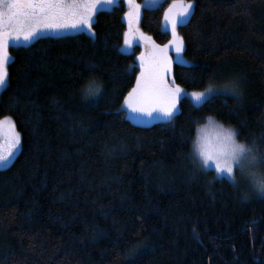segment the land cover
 I'll use <instances>...</instances> for the list:
<instances>
[{"label":"trees","instance_id":"obj_1","mask_svg":"<svg viewBox=\"0 0 264 264\" xmlns=\"http://www.w3.org/2000/svg\"><path fill=\"white\" fill-rule=\"evenodd\" d=\"M145 8L131 53L126 3L96 13L92 31L10 46L0 119L21 136L0 170V264H264V196L198 167L190 149L209 113L264 146V0H192L178 26L190 64L173 66L184 92L168 122L128 119L139 57L168 43L165 13ZM135 62V76L127 65ZM238 77L241 94L210 81ZM95 95L82 94L90 83Z\"/></svg>","mask_w":264,"mask_h":264},{"label":"snow or ice","instance_id":"obj_2","mask_svg":"<svg viewBox=\"0 0 264 264\" xmlns=\"http://www.w3.org/2000/svg\"><path fill=\"white\" fill-rule=\"evenodd\" d=\"M113 3L115 0H0V89L8 83V47L11 40L33 41L45 38L42 34L59 33L69 29H87L94 34L92 25L97 22L95 16L98 8ZM129 3L132 4V0H129ZM139 7L134 5V10L126 13L130 26L133 17L138 16ZM191 8L192 0L179 7L175 4L169 6L165 20L170 24L173 38L168 43L158 45L151 37L140 34L141 40L149 46V51L147 55L141 53L139 57L138 76H135V62L127 65V70L135 76L136 83L123 97L124 104L121 108L126 105L133 113L149 117H152L154 112L167 117L174 116L184 89L175 83L174 77H171L173 55H170V49L174 48L177 66H183L185 64L183 38L178 35L176 29L179 18L187 16ZM130 44L131 41L126 39L125 46ZM99 91L100 87L96 82L90 83L87 88L89 95H95ZM190 95L199 101L205 94L193 91ZM9 127L14 129V124H10ZM19 144V133L13 131L7 154L0 152V163L5 162ZM233 159L232 152L226 148H217L204 156V163L207 165L212 162L217 172L233 174L235 170Z\"/></svg>","mask_w":264,"mask_h":264},{"label":"clouds","instance_id":"obj_3","mask_svg":"<svg viewBox=\"0 0 264 264\" xmlns=\"http://www.w3.org/2000/svg\"><path fill=\"white\" fill-rule=\"evenodd\" d=\"M97 84L101 87L99 83ZM217 89L239 96L241 94L239 78L228 77L220 81H210L198 92L205 94ZM82 94L87 98V90ZM217 148H226L233 153V166L247 184V190L242 194V198L247 199L253 194L264 196V146L258 144L255 139L242 138L234 124L221 120L214 113H209L202 121L197 122L190 140L194 163L198 167H205L204 156Z\"/></svg>","mask_w":264,"mask_h":264},{"label":"rangeland","instance_id":"obj_4","mask_svg":"<svg viewBox=\"0 0 264 264\" xmlns=\"http://www.w3.org/2000/svg\"><path fill=\"white\" fill-rule=\"evenodd\" d=\"M119 1L120 0H115V3H113V4H106V5H104L103 8H98L97 12L102 11V10H110L115 5H117L119 3ZM124 1L126 3V6H127L126 7L127 10L125 11V17L128 19V24H129V17L126 15V13L132 12L134 10V5L140 6L139 10H138V16L133 17L132 22H131V26L128 25V28H129L128 32L129 33L127 36V40L131 41V44L125 46V42H124V44L121 46V50L124 53H131L133 51L134 46L139 43L137 41V37H134V36L140 32L139 31V29H140L139 24H140L143 9L157 7L164 0H154V2H152V0H132V4L129 3V0H124ZM187 2H188V0H178V2L175 3V5L177 7H179L181 4H187ZM193 7H194V3H193ZM192 12H193V8H191L189 10V14L187 16H181L179 18V22L177 24V29H176L177 33H178V26L185 24L189 20ZM163 28L165 30H167L171 35V27H170L169 22H167L166 20L164 22ZM81 31H87V29H84V30L69 29V30H62L59 33L49 32V33H45L42 35H44V36H61V35L75 34V33L81 32ZM172 38L173 37L171 35L170 40ZM35 40L36 39H34L33 41H35ZM33 41H24L23 39H21L20 41L11 40L9 44H10V46H26V45L31 44ZM145 55H147V54H145ZM170 55H173V66L176 63L178 64V61L174 55V48L170 49ZM183 56H184V52H183ZM185 64H190V61L186 57H185ZM171 77H173V67H172ZM3 89H0V93L2 92ZM215 91L216 90L209 91V92L205 93L204 97H202V98H205V97L212 95L213 93H215ZM122 109L124 110L125 115L128 119H130L133 123H135L137 125H143V126H149V125H152V124L157 123V122H168V121L172 120L173 117L178 112V106H177V111L174 113L173 117L164 116L162 113H159V112H154L153 116L149 117L145 114L133 113L131 111V109L127 108L126 105H124V107ZM137 117H139V118H137ZM155 117H160V118L155 119ZM10 124H14L11 119H9V118L0 119V152H4L5 154H7V150L9 148L10 138H11L12 132L14 131L16 133H19L17 131L15 125H14V129H10V127H9ZM19 136H20V133H19ZM20 150H21V136H20V144L12 151V155L9 156L5 162L0 163V170L8 168L14 162L16 157L19 155ZM204 168L208 169V170H213L214 173L217 175V177H225L235 184H241L243 186L246 185V187H247L246 182L242 178H240L239 172L236 169L234 170L233 174H228L227 172H222V173L217 172L215 167H214V164L212 162H209ZM252 196H256V195L253 194ZM256 197H259V196H256Z\"/></svg>","mask_w":264,"mask_h":264},{"label":"flooded vegetation","instance_id":"obj_5","mask_svg":"<svg viewBox=\"0 0 264 264\" xmlns=\"http://www.w3.org/2000/svg\"><path fill=\"white\" fill-rule=\"evenodd\" d=\"M9 47H10V44H9ZM9 47H8V48H9Z\"/></svg>","mask_w":264,"mask_h":264}]
</instances>
